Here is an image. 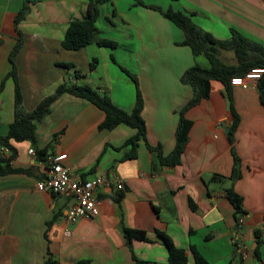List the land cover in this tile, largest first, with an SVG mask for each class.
I'll return each instance as SVG.
<instances>
[{
    "label": "crops",
    "instance_id": "1",
    "mask_svg": "<svg viewBox=\"0 0 264 264\" xmlns=\"http://www.w3.org/2000/svg\"><path fill=\"white\" fill-rule=\"evenodd\" d=\"M142 1L185 12L218 40L229 39L236 29L264 47V0ZM88 2L0 0V136L14 120V82L7 74L20 33L23 42L15 62L26 111L68 81L105 92L130 112L136 85L125 68L138 78L147 140L168 155L175 146L179 110L193 95L182 77L195 64L207 66V59L198 61L189 46L178 44L184 36L177 25L136 0H112L100 7L99 36L115 41V48L91 43L66 49L62 41L69 22L86 15ZM24 4L28 11L16 24ZM225 54L228 61L221 58ZM218 55L228 64H239L233 49L220 48ZM93 58L97 63L90 69ZM60 62H72L75 68ZM75 69L82 74L76 76ZM232 89L240 116L234 144L228 140L233 115L224 84L213 79L210 96L186 112L193 124L181 163L175 166L159 163L157 152L144 141L136 157L122 159L130 146L117 147L135 129L126 124L100 129L102 109L72 93L59 96L36 123L35 143L11 141L16 156L10 165L25 171L0 174V264H43L48 251L59 264H170L158 231L185 250L184 264H196L191 246L209 264H264V105L257 86ZM31 147L45 151L33 156ZM62 152L68 155L65 164L88 179L107 174L124 181L123 190L98 189L96 217L66 223L63 215L73 197L38 189L37 181L47 174V157ZM215 174L223 178L214 179ZM228 187L242 196L243 213H235ZM118 191L124 193L120 200ZM125 227L146 231L148 239L128 240Z\"/></svg>",
    "mask_w": 264,
    "mask_h": 264
},
{
    "label": "trees",
    "instance_id": "2",
    "mask_svg": "<svg viewBox=\"0 0 264 264\" xmlns=\"http://www.w3.org/2000/svg\"><path fill=\"white\" fill-rule=\"evenodd\" d=\"M106 2H112V0H89L86 15L83 18H72L70 20L65 37L62 41L64 48L76 50L91 43L111 48L116 47L117 43L115 41L99 36V29L96 26V21L100 16V7ZM136 3L158 10L164 17L177 25L182 30L184 36L182 41L178 44L189 46L194 56L202 55L208 62L207 66L195 64L188 68L182 77L183 83L189 84L192 87L193 95L179 110V121L176 129V141L173 150L168 155H164L160 145L153 146L148 142L146 135V121L143 117L144 98L139 86L138 78L125 68H123V70L131 76L136 85V100L134 107L130 112L117 106L107 93H102L88 84H76L68 81L60 83L57 88L51 94L44 97L33 110L26 111L23 104L18 67L15 62V55L23 42L21 34L19 33L17 42L9 55L11 68L7 74V77L12 78L14 82V120L10 123L8 132L5 135L0 136V147L8 146L12 150L11 158L16 156L11 141L30 140L35 143L37 141L36 123L50 113L52 103L59 96L64 93H72L87 99L104 111L105 117L98 125L100 129H113L120 124H126L135 129V133L126 139L121 146L117 147V149H121L130 146L129 150L122 156V159L136 157L138 154L139 142L144 141L149 150L157 152L159 163L168 166H175L181 163L182 155L188 143L190 129L193 124L192 120L186 116V112L189 108L199 104L204 98L210 96L211 81L213 79L219 80L224 84V94L228 99L233 115V122L228 130V140L232 145L234 144L235 133L238 128L240 116L234 109L233 85L230 83V79L235 75H244L252 67L264 66V47L256 42L250 41L236 29H231V37L229 39L218 40L211 32L199 27L192 20L190 15L181 10H176L172 7L162 8L159 5L146 4L142 0H136ZM27 11L28 6L24 4L15 17L16 24L25 17ZM112 14L115 15L116 10H113ZM219 48L233 49L235 55L239 59V64H228L222 61L218 55ZM112 59H114L113 56ZM96 63L97 58H93L90 63V69H93L96 66ZM59 64L68 69L75 68V65L72 62H60ZM74 72L76 76L82 74L80 69H75ZM257 89L260 101L264 105V74L257 83ZM36 151L38 155H41L45 149H38ZM232 153H234L233 147ZM237 163L238 159L234 154L233 178L239 176V172H237L238 168L235 166ZM10 164V158L3 157L0 154V174L25 171L19 168H12ZM213 178L222 179L223 177L215 174ZM123 194V192L118 191L115 194V197L117 200H120ZM226 196L233 204L236 214L244 212L242 208V196L237 193L233 187L226 188ZM192 207H194L193 203ZM238 217L237 220L240 218ZM124 232L128 240H131L132 238L142 240L148 239L147 233L144 230L125 227ZM158 234L163 239L168 249L169 263L184 264L185 250L177 247L172 239L165 233L158 231ZM256 234L259 244V231H256ZM191 248L196 264H209L208 260L195 246H191ZM138 261L143 264L142 261ZM43 264H59V261L48 251Z\"/></svg>",
    "mask_w": 264,
    "mask_h": 264
},
{
    "label": "built area",
    "instance_id": "3",
    "mask_svg": "<svg viewBox=\"0 0 264 264\" xmlns=\"http://www.w3.org/2000/svg\"><path fill=\"white\" fill-rule=\"evenodd\" d=\"M264 74V66L252 67L244 75H235L231 77L230 83L233 86L249 88L257 86L258 81ZM29 154L37 156L34 147L28 149ZM0 154L3 157L11 158L12 150L8 146L0 147ZM67 153H59L47 157V174L43 179L37 181L38 189L52 192L56 195H68L73 197V203L63 215L66 223H75L80 218H94L99 212V198L97 191L100 187H115L117 190H123L124 181L119 177L107 174L98 175L93 178H86L82 173L73 170L65 164ZM244 217L240 216L239 222L243 223ZM70 228H66L65 233L70 234Z\"/></svg>",
    "mask_w": 264,
    "mask_h": 264
},
{
    "label": "rangeland",
    "instance_id": "4",
    "mask_svg": "<svg viewBox=\"0 0 264 264\" xmlns=\"http://www.w3.org/2000/svg\"><path fill=\"white\" fill-rule=\"evenodd\" d=\"M220 49V48H219ZM229 53H233L232 51H230L229 50ZM228 54H225V56H221V58L223 59V60H227L228 61V59H226V56H227ZM196 59L198 60V61H200V62H204L205 60H206V58L204 57V56H198V57H196ZM207 65H208V63H207Z\"/></svg>",
    "mask_w": 264,
    "mask_h": 264
}]
</instances>
